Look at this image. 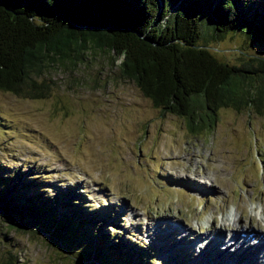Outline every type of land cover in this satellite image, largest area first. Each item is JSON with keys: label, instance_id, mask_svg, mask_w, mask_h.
Listing matches in <instances>:
<instances>
[{"label": "rangeland", "instance_id": "374dc122", "mask_svg": "<svg viewBox=\"0 0 264 264\" xmlns=\"http://www.w3.org/2000/svg\"><path fill=\"white\" fill-rule=\"evenodd\" d=\"M210 45L233 64L240 48L264 56V42L243 33ZM85 54L75 71L49 69L44 99L0 91V174L20 180L22 196L24 185L46 199L68 193L89 228L105 222L112 242L148 249L153 264L183 263V251V264H259L231 248L217 256L199 248L214 231L227 242L237 228L264 235V113L224 107L212 129L192 134L121 78L105 52ZM9 226L1 217L0 264L8 253L16 264H61L44 234Z\"/></svg>", "mask_w": 264, "mask_h": 264}, {"label": "trees", "instance_id": "16d2710c", "mask_svg": "<svg viewBox=\"0 0 264 264\" xmlns=\"http://www.w3.org/2000/svg\"><path fill=\"white\" fill-rule=\"evenodd\" d=\"M240 33L264 42V0H0V91L44 99L54 84L45 79L49 69L72 72L85 53L105 52L121 78L198 134L224 107L264 113V56L240 48L233 64L210 45ZM19 181L0 174V218L44 234L61 264L154 263L148 249L127 248L121 236L112 242L100 231L105 222L89 228L68 193L46 199L24 185L22 196ZM43 212L51 220H41ZM7 256L2 264H16Z\"/></svg>", "mask_w": 264, "mask_h": 264}, {"label": "bare ground", "instance_id": "6f19581e", "mask_svg": "<svg viewBox=\"0 0 264 264\" xmlns=\"http://www.w3.org/2000/svg\"><path fill=\"white\" fill-rule=\"evenodd\" d=\"M263 222H264V218H263ZM225 227H226V225H225ZM177 228H179L180 231L182 229V227H180V226ZM237 230L238 231H230L231 236H229V237H230L231 241L229 240L228 242H227L226 238H224L222 236L221 231H214L213 230L214 232L210 233L207 236L208 239L205 240L203 248L202 249L199 248L201 256H203L202 252H204V254L208 253L209 256H213V255L217 256L219 250H221L223 252H228V249L231 248L230 249L231 251L237 250V251L232 252L231 255L237 254V256H239V257L247 256V259H246L247 261L250 259L251 260L256 259V260H258V263L260 261L259 264H264V235L257 233L252 237L248 236V234H247V236H244L243 234H244V232H247V230L243 229L242 231H240L241 230L240 228H237ZM197 239H198V237L196 238L195 241L194 240H192V241L187 240V243H182V244H185L188 246H192V244H193V246H195V245H197L196 244ZM215 243L218 244L217 246L219 247V249H216L214 251V248L216 247ZM242 251H244V252H242ZM214 252H215V254H214ZM223 252H221V253H223ZM235 252H237V253H235ZM226 254H228V253H226ZM222 261H224V260L222 259L221 262ZM247 261H245V263ZM226 262L228 263V261H226Z\"/></svg>", "mask_w": 264, "mask_h": 264}]
</instances>
